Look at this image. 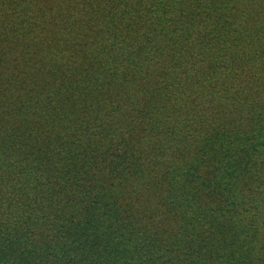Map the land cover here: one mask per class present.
I'll return each mask as SVG.
<instances>
[{"label":"trees","instance_id":"16d2710c","mask_svg":"<svg viewBox=\"0 0 264 264\" xmlns=\"http://www.w3.org/2000/svg\"><path fill=\"white\" fill-rule=\"evenodd\" d=\"M259 157L264 0H0V264H264Z\"/></svg>","mask_w":264,"mask_h":264},{"label":"rangeland","instance_id":"374dc122","mask_svg":"<svg viewBox=\"0 0 264 264\" xmlns=\"http://www.w3.org/2000/svg\"><path fill=\"white\" fill-rule=\"evenodd\" d=\"M261 163V165L264 167V157L258 158V164ZM255 205V203H254ZM264 207L260 204H258L257 209H254V212L257 213V218L259 219V222H261L264 225Z\"/></svg>","mask_w":264,"mask_h":264}]
</instances>
